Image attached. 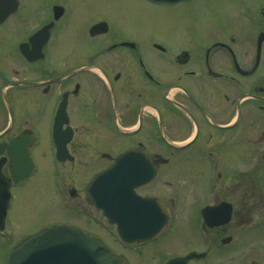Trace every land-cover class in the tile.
Instances as JSON below:
<instances>
[{
  "label": "flooded vegetation",
  "instance_id": "obj_1",
  "mask_svg": "<svg viewBox=\"0 0 264 264\" xmlns=\"http://www.w3.org/2000/svg\"><path fill=\"white\" fill-rule=\"evenodd\" d=\"M138 1L170 18L215 12L191 5L203 0ZM232 1L200 32H158L116 17L123 0H106L63 45L75 0H0V17L15 7L0 28L17 25L0 32L5 228L16 191L38 176L64 215L47 226L78 227L129 264H264V0ZM104 170L161 202L159 235L121 244L94 216L86 190Z\"/></svg>",
  "mask_w": 264,
  "mask_h": 264
},
{
  "label": "water",
  "instance_id": "obj_2",
  "mask_svg": "<svg viewBox=\"0 0 264 264\" xmlns=\"http://www.w3.org/2000/svg\"><path fill=\"white\" fill-rule=\"evenodd\" d=\"M13 8L5 10L0 18H4ZM124 157L119 158L118 164L124 161ZM109 173V170H104L97 174L86 190L87 202L93 213L121 242L158 235L168 222L161 202L135 197L126 183L127 175ZM154 208L157 210L156 218L150 214ZM138 211L146 212L144 224L132 221L137 217ZM4 213V209H0V223ZM6 264L128 263L122 256L107 250L82 230L58 225L28 237L11 249L7 254Z\"/></svg>",
  "mask_w": 264,
  "mask_h": 264
},
{
  "label": "rangeland",
  "instance_id": "obj_3",
  "mask_svg": "<svg viewBox=\"0 0 264 264\" xmlns=\"http://www.w3.org/2000/svg\"><path fill=\"white\" fill-rule=\"evenodd\" d=\"M22 1L25 3L28 0ZM105 2L106 0H75L70 21L73 28L64 31L61 40L63 45H70L77 40L74 38V32L78 29L79 19L85 20L86 18H89V15L91 14H89L91 4H94L95 7L96 5H101ZM123 2L125 5L130 6L133 10L127 9L124 4L116 6L117 8H115V10L120 9L119 11L114 12V14H117L116 17L120 15L121 19L124 20L125 16V18L132 25H140L142 29L158 32L165 28L175 31L190 30L192 28L194 32H200V29L203 30L204 26L216 25L221 20V17H227L226 13L223 14L224 11L222 9H226L230 4H234L232 0L195 1L191 4L192 6L196 4H204L205 6H209L210 9H215V12L212 13L210 11L209 14H198L197 12L192 11L191 13H185L183 17L170 18L165 17L166 15L163 14H157L159 10H165L166 7H154L152 5L154 7L153 8L152 6L138 0H123ZM242 4H245L246 6V2H242ZM177 8L178 7H174V10ZM15 16L25 17L26 14L22 13ZM16 27V23L11 22V26L1 27L0 32L2 34L9 33ZM42 174L43 172H40V176H42ZM37 177L38 176H33L28 181L23 182L21 187L16 191L18 197L13 199V206L9 210V214H7L8 219L6 225L7 232H11L13 235L12 237L9 236L11 241L9 238L2 239L0 236V264L5 263L6 253L10 249L9 247L14 245L16 242L19 243V240L23 238L21 234L30 233V235H32L33 233L47 227V225H50L53 222H61L64 219V215L58 206L53 207L49 204L48 187L42 184L40 185L41 180ZM65 215L69 218H73L72 214L69 212L65 213ZM106 240L112 239L110 237H106ZM259 240V246L261 245L264 249V239L263 241L261 238ZM261 241L263 242L262 244ZM243 245L244 246L242 248L246 250L253 248L250 238L243 240ZM134 262L135 264H138V260L135 258Z\"/></svg>",
  "mask_w": 264,
  "mask_h": 264
}]
</instances>
